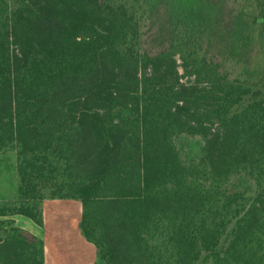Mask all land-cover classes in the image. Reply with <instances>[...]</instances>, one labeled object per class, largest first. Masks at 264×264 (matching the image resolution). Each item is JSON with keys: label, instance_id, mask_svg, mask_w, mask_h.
<instances>
[{"label": "trees", "instance_id": "16d2710c", "mask_svg": "<svg viewBox=\"0 0 264 264\" xmlns=\"http://www.w3.org/2000/svg\"><path fill=\"white\" fill-rule=\"evenodd\" d=\"M0 153V264L47 200L103 264H264V0H0Z\"/></svg>", "mask_w": 264, "mask_h": 264}, {"label": "rangeland", "instance_id": "374dc122", "mask_svg": "<svg viewBox=\"0 0 264 264\" xmlns=\"http://www.w3.org/2000/svg\"><path fill=\"white\" fill-rule=\"evenodd\" d=\"M185 145L187 142L181 140ZM199 145L189 142V153L195 155ZM15 155L0 153V198H16ZM81 204L76 200H47L43 203V226L38 227L24 217H18V225L35 233L47 249V260L51 264H103L98 261L96 248L87 242L80 231Z\"/></svg>", "mask_w": 264, "mask_h": 264}, {"label": "crops", "instance_id": "0c3cea01", "mask_svg": "<svg viewBox=\"0 0 264 264\" xmlns=\"http://www.w3.org/2000/svg\"><path fill=\"white\" fill-rule=\"evenodd\" d=\"M14 199V198H13ZM54 201H57V200H54ZM13 220L15 221V224L17 225V226H19L18 225V217H13ZM20 228H22V229H25L24 227H22V226H19ZM26 230V229H25ZM30 232V231H29ZM31 233V232H30ZM33 235H35V233H32ZM36 236V235H35ZM44 262H45V264H51V263H49L48 262V260H47V249H46V246H45V244H44Z\"/></svg>", "mask_w": 264, "mask_h": 264}]
</instances>
